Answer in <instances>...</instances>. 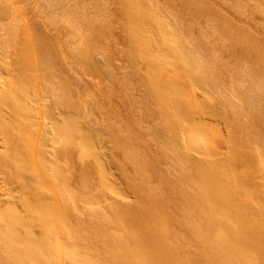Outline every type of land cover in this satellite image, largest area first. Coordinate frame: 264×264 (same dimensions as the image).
Wrapping results in <instances>:
<instances>
[{"label": "bare ground", "instance_id": "bare-ground-1", "mask_svg": "<svg viewBox=\"0 0 264 264\" xmlns=\"http://www.w3.org/2000/svg\"><path fill=\"white\" fill-rule=\"evenodd\" d=\"M22 5L32 6L49 25L68 26L65 40L77 55L70 70L90 71L96 51L116 59L124 50L123 61L133 65L128 71L127 66L120 68L118 78L107 68L121 98L115 88L106 90L105 129L108 161L139 199L87 208L93 217L102 216L101 229L112 234L104 244L115 255L108 263L264 264V181H249L245 168L254 155L264 166V142L253 145L256 136L264 140V39L256 42L251 34L252 17L264 24V0H24ZM23 13L17 0H0V79L3 74L8 80L0 85V170L8 180L36 171L38 190L50 196L23 198L22 214L12 207L0 210V264H97L78 240L69 245L66 236L65 247L64 234L76 230L66 219L78 201L85 208L95 202L101 187L118 197L121 189L97 157L95 135L75 116L64 122L55 118L47 126L76 159L69 147L62 156H44L48 139L41 137L38 113L50 121L53 106L76 109L75 98L57 56L64 52L61 38L44 35ZM236 17L242 27L235 25ZM150 40L158 44L155 57L148 50ZM240 57L247 61L242 84L225 88L221 78ZM163 71L167 77L160 75ZM185 85L194 92L199 87L213 91L227 112L215 109L206 94L185 96ZM42 97L50 100L45 111L37 106ZM187 113L199 115L194 129H186ZM209 119H220L225 135ZM175 130L187 131L184 151L175 146ZM147 143L153 146L149 153ZM218 143L225 146L220 162L213 158ZM200 148L211 155L196 161L192 153ZM161 151L172 175L160 170ZM155 173L160 176L157 190L150 182ZM180 181L185 183L182 191ZM166 188L171 198L162 196ZM161 218L164 230L158 224ZM33 224L41 228L38 238L29 229ZM18 226L23 237H16ZM190 242L198 247L197 254H185Z\"/></svg>", "mask_w": 264, "mask_h": 264}, {"label": "rangeland", "instance_id": "rangeland-1", "mask_svg": "<svg viewBox=\"0 0 264 264\" xmlns=\"http://www.w3.org/2000/svg\"><path fill=\"white\" fill-rule=\"evenodd\" d=\"M17 1L19 4V7H21L22 13L24 12L23 13L24 18L31 20V22L32 21L33 22L35 21V23L37 22L36 23L37 27L39 26L38 27L39 30L42 31V33L44 35L47 34L46 36H51V37L53 36V38L56 36L58 38L59 37L61 38L60 48H61V50H64V52L63 53L59 52V54H57V56H59V62L61 63V65H60L61 69L64 71L66 77H69V79L72 81L71 84H72V88H73V96L75 98V108L77 109V110L73 109V108L67 109V108H62V107L56 109V107L53 106V113L51 115L52 118L50 119V121L48 120L50 116H46V119H45L43 117L44 114H42L41 112H39L40 114L38 113L37 117H40L39 122L42 121V127L44 130L41 132V134H42L41 137L45 138L46 141L48 139L46 149H44L45 150L44 156L46 157V159L53 157L54 154L55 155L60 154L62 156L63 155V152H61L62 150H65L68 147L71 148L70 146H66V147L64 146L65 147L64 148L62 145H60L58 135L57 136L55 135V137H54V134L53 133L51 134L50 129H48L47 124L49 125V123L53 122L55 118H57V119L60 118L64 122L68 118H70L71 116H73V117L75 116L76 117L75 119L80 121V124L83 125V127L85 128V130L87 132L95 135L96 139H95L94 150L97 154V157L101 161V164H103V168L105 169V171L110 173L112 175V177L114 178V181H111V182H113V183L116 182L117 185H119V188L121 189L120 193H121L122 198L115 196L114 194L108 193V191L104 187H101L99 193L97 195H95V197H97L95 202H93L92 204L88 203V205H86V208H85V206H83L82 203L80 201H78L77 207H73L72 210L70 209V217L68 219H66L67 224H69L71 226V228H73V229L75 227L76 230H75V232L73 230H70L73 232L68 231V232H66L67 235L64 234L65 238L63 241L65 243V247L71 245V243H77L78 242L77 244L80 245L82 248H84L83 250L89 251V253L92 256L94 255L93 258H95V261L97 262V264L99 262H100L99 264H109V263H111V261L113 260V257L115 255L111 256V254L113 252L109 251V248L106 249V247H104L105 246L104 244L107 242L108 238L112 236V234L110 231L106 232L107 230L101 229L102 224H104V221L102 220L103 219L102 216H98L96 218L93 217L92 210L91 209L87 210V208L94 209V207H97L100 209H104L105 207H107V205H109V203L110 204L116 203L118 206H121L122 203H126L129 205L130 203L133 204V202L135 201L134 202V204H135L137 202V200L139 199V196H138V198H136V196H135L136 193H133L132 191L128 190V187L125 186V181H122V179H121V175L119 174L118 169L114 165H111L108 161V157L110 156L111 153L107 148V144L110 147V145H109L110 139H109V137L106 133L107 131L105 129L106 108L109 107V104H107L106 98H105L106 94L108 93V91H106V90L109 87L115 88L117 96H119V92H120L119 86H115L116 82H115V80H113V76L112 75L110 77L108 76L107 68L114 69L113 72L116 75V78H118L117 73H122V72H120V68H122L123 66H124V68H125V66H127V71L130 70L128 68V66H129L128 62L126 63L123 61V57H125L124 55L126 54V51H124V50L119 51V54H118L119 56L117 55L118 57L116 59L111 58V56H109V54L107 52L96 51V53H93L94 55L92 57V64L90 66V71H84L83 72L80 69L78 70L77 68H76L77 71H76V69L70 70L71 69L70 61L74 60L75 59L74 57L77 55L70 50L69 46L71 44H69L68 41L66 42V40H65L68 37V33H69L68 26H66L64 24L58 25V26H52L51 24L49 25V22L47 21L48 19L45 20L44 16L35 15V13L32 11L33 10L32 6L30 8L24 7L22 5L24 0H20V1L17 0ZM35 16H36V20H35ZM252 18L253 19L251 21V23H252L251 28H254V31H252L251 34L253 35V37H254L253 39L256 42H258V41L261 42L262 41L261 39H264V24L261 21V18H256L257 20L254 17H252ZM43 24H45V25H43ZM256 24H258L259 26L258 25L256 26ZM235 25L237 27L243 26V23L239 17L235 18ZM244 26L247 28L246 24H244ZM260 27H263V28H260ZM58 30H60V31L58 32ZM50 34H52V35H50ZM148 43H149V45H148ZM98 44H100V43H98ZM147 45H148L149 52H151V55L154 56L155 53L158 51L157 42L155 40H153V41L150 40V41H147ZM4 53H5V56L7 57L5 59L10 60V58H11V56H9L10 53H8L7 51H4ZM121 55H122V57H121ZM241 58L242 57L238 58V60L235 64V66L237 65V67L235 68V66H234V68L227 70L226 74H224V76L221 78V82L224 84L225 88H228L226 86H228L232 82L237 84V85L242 84L243 78L241 77V75H242V71H244L245 65H247V63H246L247 61L245 60V58H242V59ZM68 59H69V61H68ZM9 60H6L7 63ZM152 61H155L154 62L155 64L157 63L156 60H152ZM238 62H239V64H238ZM130 66H133L132 63ZM251 66H253V65H251ZM1 70L2 69H0V71ZM160 75L167 77L168 72L163 71ZM160 75H159V77H160ZM257 75L258 74H256L257 79L260 80V78H261V80H262L263 77L261 75H263V74L261 73V75L260 74L258 76ZM5 81H8L7 75L2 74L1 79H0V85L3 84ZM102 89H104V90H102ZM184 89H185V92H184ZM34 90H38V89L36 88ZM98 90H99V92H98ZM182 92L185 96H191L192 93H195V97H197V98H201L203 95L206 94L208 97H211L212 101H214L215 109L217 108V110L220 111V113H224V112L226 113L227 112V110L224 109L223 105L220 102L216 101V96L214 95L213 91L209 90L206 87H199V89L196 92H194L189 87V85H185ZM142 93H146V92L143 91ZM32 95L36 96V92L33 91ZM30 96H31V94H30ZM143 98L148 99V95L145 94V96ZM46 104H50V100L48 98L44 99V97H42V99L40 101H37V106L40 107L44 111L46 110V107L44 106ZM143 114L145 116L148 113H143ZM183 119L185 121L184 124H186V129H188V127L194 129L196 124L199 123V115L197 113H195V114H191V113L188 114L187 113V115L186 114L183 115ZM229 119H231V118H229ZM215 120H217V119H209L208 122L210 123V125L212 127L213 126L218 127L222 131L221 133L223 135H225V132L223 130V122L220 119H218L217 122ZM143 123H145V122H143ZM145 125H146V123H145ZM145 125L143 124V126H145ZM144 128H146V127H144ZM173 132L175 133V135L173 137L175 146H177L179 151H184V149H185L184 147H185L186 142H187L186 141V135H184V134L187 133V131H183V133H182L179 130H177V131L175 130ZM258 137L259 136L255 137L257 139L253 138L254 142L253 141L252 142H253L254 146H257L258 144L264 142L263 137H261V138L260 137L258 138ZM148 142H150V141L148 140ZM218 145H221V146L218 147ZM161 148L163 149V146H161ZM151 149L153 150V146L151 145V143H147V145H146L147 152L149 153V151H151ZM3 151H4V141H3L2 137L0 136V155L3 154ZM70 151L72 153L73 158L76 159V155H74V151L72 150V148ZM223 152H225V146L221 143H218L216 146V152L214 153V156H213V158L216 159L215 161L220 162L219 157H220V154ZM192 155L195 159H197L196 161H199L200 158L204 159L206 156H210L211 153L208 154V150L204 151L203 149L200 148L199 150L197 149L196 151H194V153H192ZM164 156H165L164 153L161 151L160 152V158H161L162 162H160V168H161L160 170H162L164 172L168 171L167 173L171 174L173 171L170 169V165H169L170 161H169V159H167ZM77 158H78V156H77ZM79 159L80 158H78V160ZM115 162H117V160ZM245 168H246V171L250 173L249 175H250L251 179L249 181H264V166L262 165V163L260 161L257 160L255 155L251 159L250 165L249 166L246 165ZM191 175H193V174L191 173ZM153 176H154L153 177L154 181H150V182H153L154 187H156V188H154V187L153 188L155 190H157L158 189L157 184L159 181L158 179H160V176L155 177V176H157L156 173ZM38 180H39V175L37 177L36 171H30V170L25 171L21 174L20 179L19 178H13L11 180H8L5 176V173L0 170V210L2 211L3 209H6L8 207L9 208L12 207L17 212L22 214L23 210L21 208L20 201L23 198H25L27 196H38L40 193H42L43 197H46V198L49 197L50 194L48 191L38 190L37 185H36ZM178 181H179V179H178ZM178 187H179L178 190L182 191L181 189L185 188L184 181H180ZM171 193L172 192H170V188L169 189L166 188V189H164L162 196L165 195L164 197H166V198L170 197L171 198ZM179 195H183V194H179ZM133 196H135V197H133ZM65 202H66V204H68V206L70 208L69 201L67 202V200H66ZM95 205H97V206H95ZM84 210H85V212H84ZM73 214H75V215H73ZM68 221L71 223H68ZM165 223L166 222L164 221V218H161L160 221H158L159 227H161V229H163L166 226ZM14 229H15V233L17 234L16 237H23L24 236V231H23L22 227L18 226V227H15ZM29 229H30L32 235H34L36 238H38L42 235L41 228L38 225L33 224L29 227ZM90 229H91V231H90ZM96 229L100 230V231H97ZM94 231L97 233H94ZM75 234H76V236H75ZM85 234H87V235H85ZM98 234H100V235H98ZM66 236H67V239H66ZM100 236H104V237H100ZM189 236L191 237V235H189ZM95 237H97V239H99V240L94 239ZM65 239L69 241V243H68L69 245L67 244V241ZM50 243H55V242L53 239H50ZM190 243H191V245H185V248H186L185 254H187V253L197 254L199 252V249L196 246L195 242H190ZM95 245H97V246H95ZM95 251H97V252H95ZM194 251H196V252L194 253ZM108 254H109V256H108ZM19 260H20V257H19L18 261ZM107 260L109 261V263ZM31 264H35V263H31Z\"/></svg>", "mask_w": 264, "mask_h": 264}]
</instances>
